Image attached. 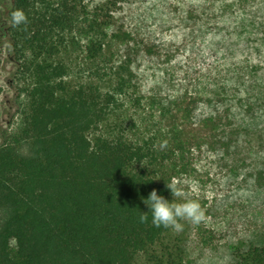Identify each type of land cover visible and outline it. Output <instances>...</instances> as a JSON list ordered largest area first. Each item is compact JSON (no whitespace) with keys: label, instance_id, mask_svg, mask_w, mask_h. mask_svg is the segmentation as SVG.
Returning a JSON list of instances; mask_svg holds the SVG:
<instances>
[{"label":"trees","instance_id":"obj_1","mask_svg":"<svg viewBox=\"0 0 264 264\" xmlns=\"http://www.w3.org/2000/svg\"><path fill=\"white\" fill-rule=\"evenodd\" d=\"M149 1L14 0L18 121L0 145V264H188L184 232L151 213L140 221L154 189L198 201L182 189L193 143L169 119L192 114L177 75L114 27L120 4ZM18 10L26 23L14 25ZM231 252L230 264H264V237Z\"/></svg>","mask_w":264,"mask_h":264},{"label":"rangeland","instance_id":"obj_2","mask_svg":"<svg viewBox=\"0 0 264 264\" xmlns=\"http://www.w3.org/2000/svg\"><path fill=\"white\" fill-rule=\"evenodd\" d=\"M13 2L0 0V145L18 121ZM113 15L145 63L174 69L192 109L169 118L193 143L182 189L205 212L198 225L179 220L187 263L230 264L231 247L264 237V0H151Z\"/></svg>","mask_w":264,"mask_h":264},{"label":"clouds","instance_id":"obj_3","mask_svg":"<svg viewBox=\"0 0 264 264\" xmlns=\"http://www.w3.org/2000/svg\"><path fill=\"white\" fill-rule=\"evenodd\" d=\"M26 23V17L20 10L13 13V24L21 25ZM162 147L164 145H161ZM167 188L171 190L172 195L182 196V192L176 189L174 184H168ZM147 205L148 212L141 213L140 221L147 220V213H151L152 224L156 227H171L175 231H182L183 225L179 220H185L191 224L198 225L205 220V212L200 203L195 200H184L182 203H173L167 201L163 196H159L157 191L152 190L148 198L143 200Z\"/></svg>","mask_w":264,"mask_h":264}]
</instances>
